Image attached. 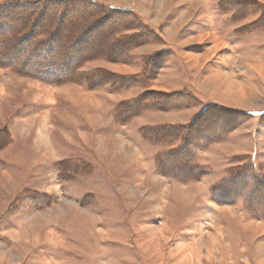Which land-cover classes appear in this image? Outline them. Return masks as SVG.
I'll list each match as a JSON object with an SVG mask.
<instances>
[{
    "label": "rangeland",
    "instance_id": "1",
    "mask_svg": "<svg viewBox=\"0 0 264 264\" xmlns=\"http://www.w3.org/2000/svg\"><path fill=\"white\" fill-rule=\"evenodd\" d=\"M91 1L134 14L113 36L128 40L118 59L82 67L91 81L0 67V264H264V0ZM80 10L62 17L63 39ZM27 13L10 11L9 31ZM2 38L1 58L40 67L28 43ZM208 107L249 116L186 145L173 165H197V178L162 174L182 144L154 134H182L171 128Z\"/></svg>",
    "mask_w": 264,
    "mask_h": 264
},
{
    "label": "trees",
    "instance_id": "2",
    "mask_svg": "<svg viewBox=\"0 0 264 264\" xmlns=\"http://www.w3.org/2000/svg\"><path fill=\"white\" fill-rule=\"evenodd\" d=\"M78 5L81 7L80 15L74 21V25L69 27L68 34L63 39V34L60 33L63 24L62 17L64 14L69 13L70 9L74 11ZM15 9H24L28 13L26 17H23L24 21L22 17L16 18V20L23 22L11 32L6 24L11 20L8 17V13ZM49 10H53L54 13L42 19ZM132 15L134 16L133 12L129 10L100 6L91 0H10L8 3L0 5V34H2V37L6 36L8 38L9 36V40L13 41L16 45L28 43L29 48L25 53L30 56H39L43 60L38 61L40 67L35 72H26L23 70V64L28 59H25L22 62L23 64L16 62V58L14 60L3 59L1 56L4 51H0V67L9 68L16 74L36 78L51 84L59 85L70 82L91 81V75L81 72L82 67L86 63L98 58L118 59L117 57L122 50L123 42H127L128 40L117 41L113 36L116 35L124 19ZM42 22L44 27L39 28ZM102 27H106V29L103 28L101 30ZM97 30L100 38L90 41L91 34ZM2 37L0 41L1 39L3 40ZM87 39L90 46L93 45L96 48L86 51L89 45L86 44L85 48L82 49L83 51L85 50L83 55L79 58L76 57L74 54L79 48H82L83 43H87ZM132 40L134 39H130L129 41L131 42ZM58 49L60 50L59 52ZM45 54H50V56L46 57ZM53 54L54 57L51 56ZM4 55L6 54L4 53ZM43 64H48L51 67L47 70L43 69ZM68 68H72L71 73L67 72ZM246 116L249 115L231 113L220 108L208 107L200 112L190 125L171 128L181 131L182 134H154L156 144L169 143L178 139L181 140L182 144L180 148L172 150L165 157L157 161L158 170L166 176H174L184 181L197 178L195 175L196 173L199 175L200 172L197 165H191L189 161L187 164L173 165L176 162L179 163L181 161L180 158L189 154L188 150H186V145L195 146L201 140L213 143L219 140L222 135L218 131L224 132L227 129L236 128L237 121ZM207 123L216 126L219 124L216 127V130H218L217 134L210 132L211 130L208 129L210 127H206ZM164 128L166 127H161L159 132L164 130ZM157 132L158 130L156 129ZM4 134L8 133L0 131L1 140H3L2 137L6 138ZM146 140L150 142V140ZM151 141L153 140L151 139ZM239 175L237 172H233L219 188L223 186L227 187L231 184L235 186ZM255 181L256 183H262L257 177H255Z\"/></svg>",
    "mask_w": 264,
    "mask_h": 264
}]
</instances>
